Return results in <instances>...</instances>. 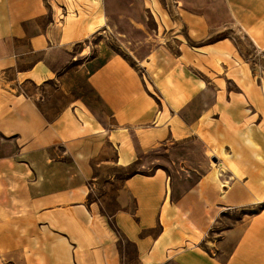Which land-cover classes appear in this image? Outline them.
Here are the masks:
<instances>
[{
	"label": "rangeland",
	"instance_id": "rangeland-1",
	"mask_svg": "<svg viewBox=\"0 0 264 264\" xmlns=\"http://www.w3.org/2000/svg\"><path fill=\"white\" fill-rule=\"evenodd\" d=\"M47 3L53 32L64 34L63 40H76L72 47L77 59L69 68L100 52L123 59L138 78L141 103L146 110L153 107L154 115L146 122L122 124L107 111L113 121L100 133L93 128L95 114L72 98L79 96L76 80L71 93L58 90L55 79L7 85L48 122L64 113L68 132L33 161L42 168V219L60 216L61 236H67L69 222L74 224L72 239L80 250L103 217L112 220L127 179L158 171L165 175L164 212L172 213L166 227L203 246L216 247L227 229L264 210V0ZM125 93L127 106L131 100ZM16 138L0 133V154L10 153L2 162L19 180L24 172L17 173V165L26 164V158L11 155ZM228 153L235 166L228 163ZM215 171L223 184L208 178H214ZM4 179L1 172L0 264H20L23 259L31 264L41 254L47 259V225L45 236L37 225L27 228L32 224L28 206L18 200L6 208L5 191L19 198L22 189L19 183L6 189ZM118 236L127 255L122 262L135 260L134 247ZM34 241L43 248L33 258Z\"/></svg>",
	"mask_w": 264,
	"mask_h": 264
},
{
	"label": "crops",
	"instance_id": "crops-1",
	"mask_svg": "<svg viewBox=\"0 0 264 264\" xmlns=\"http://www.w3.org/2000/svg\"><path fill=\"white\" fill-rule=\"evenodd\" d=\"M53 25L47 0H0V133L17 137V148L11 155L26 158V164L17 165L19 170L16 172H24L21 173L23 177L17 180L10 176L15 170L2 162V157L6 158L10 153L4 150L0 154V173L4 172L6 189L9 186L13 188V183H19L22 189L19 198L12 194L9 196L6 190L4 204L8 208V204L18 200L21 205L28 206L27 217L32 224L27 228L34 229L37 225V230L44 235V225L48 227L49 240L44 246L49 256L44 259L41 254V257L34 258L43 248L39 245L41 239L38 236V241H34L31 264H264V210L227 229L216 247L203 246L195 240L183 238L178 229L166 227L172 213L171 210L164 212L166 183L162 171L153 175L138 173L130 176L120 191V206L112 214V220L103 217L92 239H87L88 243L84 241L86 243L80 250L72 239L74 224L69 222L68 232L65 231L67 236H61L57 228L61 224L60 216H49L47 220L41 218L44 212L39 207L45 197L38 192L42 183L38 172L42 168L33 161L44 156V150L57 144L62 134L68 132L64 128V113L48 122L31 102L14 96L7 85L17 87L23 81L43 84L55 79L59 81L58 90L71 93L76 80L78 86L74 90L79 96L72 98L84 103L95 114L93 128L100 133L104 131V124L113 121L112 118L109 120L107 111L122 124L146 122L154 115L153 107L146 110L147 106L141 103L138 78L123 59L100 52L78 67L69 68L77 59L72 47L76 40H63L65 35L54 33ZM132 80L134 84L130 83ZM126 91L131 100L127 106ZM109 100L113 102L107 104ZM21 139L22 142H18ZM229 155L228 163L235 166L234 156ZM30 172L33 178H30ZM208 178L223 184L220 177ZM22 210L23 207L19 212L21 220ZM21 222L23 231V220ZM118 234L124 243L134 247L135 260L122 262L127 255L121 248ZM20 264H29V260L23 259Z\"/></svg>",
	"mask_w": 264,
	"mask_h": 264
},
{
	"label": "bare ground",
	"instance_id": "bare-ground-1",
	"mask_svg": "<svg viewBox=\"0 0 264 264\" xmlns=\"http://www.w3.org/2000/svg\"><path fill=\"white\" fill-rule=\"evenodd\" d=\"M226 156V155H225ZM214 171V170H213ZM212 174V173H211ZM213 175V174H212ZM219 174L217 173V171L214 172V179H219Z\"/></svg>",
	"mask_w": 264,
	"mask_h": 264
}]
</instances>
